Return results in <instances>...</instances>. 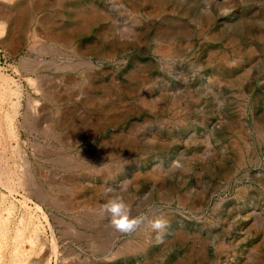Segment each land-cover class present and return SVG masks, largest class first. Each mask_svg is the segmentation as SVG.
Masks as SVG:
<instances>
[{
    "label": "rangeland",
    "instance_id": "obj_1",
    "mask_svg": "<svg viewBox=\"0 0 264 264\" xmlns=\"http://www.w3.org/2000/svg\"><path fill=\"white\" fill-rule=\"evenodd\" d=\"M16 2L0 0V264H264V0H42L24 24ZM117 195L165 217L161 237L115 231Z\"/></svg>",
    "mask_w": 264,
    "mask_h": 264
},
{
    "label": "clouds",
    "instance_id": "obj_2",
    "mask_svg": "<svg viewBox=\"0 0 264 264\" xmlns=\"http://www.w3.org/2000/svg\"><path fill=\"white\" fill-rule=\"evenodd\" d=\"M107 191L111 192V189ZM101 208L108 218L109 225L119 233L131 234L137 231L142 224L147 223L157 233V239H159L168 227V220L162 216L155 218H149L145 214L133 216L131 206L123 195L106 196Z\"/></svg>",
    "mask_w": 264,
    "mask_h": 264
},
{
    "label": "bare ground",
    "instance_id": "obj_3",
    "mask_svg": "<svg viewBox=\"0 0 264 264\" xmlns=\"http://www.w3.org/2000/svg\"><path fill=\"white\" fill-rule=\"evenodd\" d=\"M33 1V0H32ZM29 3V2H28ZM26 2V0H17V2L14 4V6H22L20 8H17V11L16 12H11V13H7L5 12V15H7L6 17L9 19L10 22H12L14 19H16L18 22H20V24H24L26 21H28V19L32 16V10H30V7L28 6H38V7H41L43 6L42 4V0H36V2H33V4H28ZM68 5V8H69V11L72 12L73 14V18L74 20L76 21L75 23L77 24V28H80V29H85V28H88L92 21L90 22L89 19L87 18V15L85 13V7L84 6H81L79 4H67ZM3 12V11H2ZM0 11V15H3ZM98 13V12H97ZM96 14V12H95ZM4 16V15H3ZM99 16H101L99 14ZM5 17V18H6ZM94 21V20H93ZM90 28V27H89ZM110 27L105 31L106 33L110 31ZM50 35V36H49ZM49 38L51 39H57V34L56 32H50L49 34ZM229 41V40H228ZM168 47V46H167ZM173 46H171L169 48V50L172 49ZM165 50V49H164ZM164 52V51H163ZM168 52V51H167ZM166 52H164L165 54ZM171 53V52H170ZM173 53V52H172ZM165 56H167L165 54ZM211 60V59H209ZM166 94V93H165ZM187 95V94H186ZM183 96V95H182ZM152 101V100H150ZM154 102V101H153ZM187 104V103H186ZM237 134V133H236ZM244 136V135H243ZM243 152V151H242ZM244 160V159H243ZM2 173V172H1ZM53 251V250H52Z\"/></svg>",
    "mask_w": 264,
    "mask_h": 264
}]
</instances>
